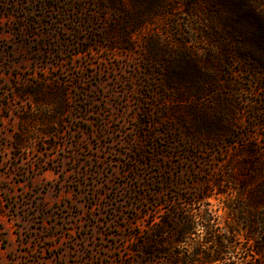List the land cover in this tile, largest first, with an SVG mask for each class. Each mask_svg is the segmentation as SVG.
<instances>
[{"label": "rangeland", "instance_id": "1", "mask_svg": "<svg viewBox=\"0 0 264 264\" xmlns=\"http://www.w3.org/2000/svg\"><path fill=\"white\" fill-rule=\"evenodd\" d=\"M197 213L161 245L264 264V0H0V264H164Z\"/></svg>", "mask_w": 264, "mask_h": 264}, {"label": "trees", "instance_id": "2", "mask_svg": "<svg viewBox=\"0 0 264 264\" xmlns=\"http://www.w3.org/2000/svg\"><path fill=\"white\" fill-rule=\"evenodd\" d=\"M201 219V214L197 213L188 215L176 223L164 220L162 226L158 225L153 230H151L147 241L142 244V250L149 256H163L164 264H195L196 262L197 264H216L224 261V259L226 260L227 255L233 254L235 252V247L233 245L234 241L230 237L226 245L220 246V239L211 234L213 238H211L209 241L211 242V244H213V246H198V248H196V251L192 254L191 260H189L190 258L188 260L180 259V253L177 248H166L161 245L160 242L162 239H164V237L167 238V240H172L176 236L184 237L187 232L190 233L193 227L200 225L199 221ZM203 226L206 230L210 228L206 224H203ZM251 240L252 242H254L253 239ZM253 247V252L259 254L260 248L258 249V247ZM221 248H223V250ZM202 249H206V251ZM208 251L211 252L207 256ZM199 255H203L204 258H202V260H198L197 257Z\"/></svg>", "mask_w": 264, "mask_h": 264}]
</instances>
